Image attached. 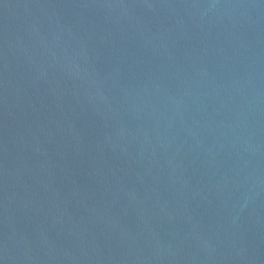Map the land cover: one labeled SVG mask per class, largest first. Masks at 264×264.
I'll return each instance as SVG.
<instances>
[{
	"label": "water",
	"instance_id": "95a60500",
	"mask_svg": "<svg viewBox=\"0 0 264 264\" xmlns=\"http://www.w3.org/2000/svg\"><path fill=\"white\" fill-rule=\"evenodd\" d=\"M0 264H264V0H0Z\"/></svg>",
	"mask_w": 264,
	"mask_h": 264
}]
</instances>
